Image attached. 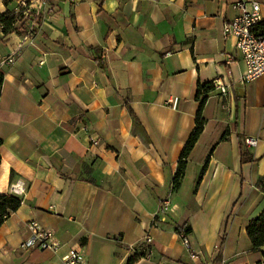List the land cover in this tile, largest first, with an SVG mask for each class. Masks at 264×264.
<instances>
[{
    "label": "crops",
    "instance_id": "crops-1",
    "mask_svg": "<svg viewBox=\"0 0 264 264\" xmlns=\"http://www.w3.org/2000/svg\"><path fill=\"white\" fill-rule=\"evenodd\" d=\"M234 1L52 0L33 35L0 30V193L22 199L0 226V264H51L71 247L77 264L141 252L134 264H264L247 233L264 209V75L241 78L223 30ZM17 6L0 0V12ZM218 77L229 91L207 93L204 131L173 190L198 84ZM30 221L54 231L59 252L23 246ZM185 222L196 259L176 228Z\"/></svg>",
    "mask_w": 264,
    "mask_h": 264
},
{
    "label": "built area",
    "instance_id": "built-area-1",
    "mask_svg": "<svg viewBox=\"0 0 264 264\" xmlns=\"http://www.w3.org/2000/svg\"><path fill=\"white\" fill-rule=\"evenodd\" d=\"M51 1L17 0L18 6L15 13L19 15L18 29L25 31L27 36L33 35L35 19L42 13L51 11L49 8ZM232 4L233 7L239 10V13L234 18L224 22V34L235 37L237 49L246 64V72L241 77L243 82L254 81L264 75V27H260V23L263 21L261 4L256 0H235ZM27 21L29 23L25 24ZM17 55L18 53L14 52L4 62L12 63ZM213 86L222 93L229 91V85L219 77L213 81ZM245 143L247 146H256L258 138L247 136ZM169 204L170 200L165 199L163 202L164 208H168ZM28 226L31 230V236L24 241V247L50 250L54 253L59 252L62 243L52 229L43 227L37 221H30ZM179 236L190 257L192 259L198 258L199 252L193 249L188 235L185 232H179ZM152 241L151 236L146 237V243L150 244ZM81 258L82 251L79 248L71 247L69 251L61 256L59 261L51 264H77L81 261Z\"/></svg>",
    "mask_w": 264,
    "mask_h": 264
},
{
    "label": "trees",
    "instance_id": "trees-1",
    "mask_svg": "<svg viewBox=\"0 0 264 264\" xmlns=\"http://www.w3.org/2000/svg\"><path fill=\"white\" fill-rule=\"evenodd\" d=\"M18 19H19V15L16 14L14 10L8 9L6 11L0 12V30H2V32L5 35H8L13 32H19V29L16 27ZM260 27L261 28L264 27V19L260 23ZM3 81H4V74L3 72L0 71V85L3 83ZM213 89L214 86L212 82L198 84L196 90V98L200 100V107L196 118V126L193 132L191 133L180 155L178 161V168L173 177V190H177L180 188L182 179L185 175L188 157L192 152L194 146L196 145L198 139L200 138L202 132L204 131L206 119L202 117V108L205 104L207 93ZM226 133L227 132L223 134L222 138L226 136ZM248 159L249 157L246 156L245 152H242V161H247ZM0 160H1V154H0ZM206 168L207 165L205 164L199 173L197 183L201 181ZM21 204H22L21 198L16 197L9 193H0V226L3 224V222L12 212L16 211L20 207ZM176 228L179 232H185V233L191 232V226H189L188 223L186 222L181 226L178 225ZM247 233L250 238L253 249H260L262 246H264V209L257 217L250 220L247 226ZM144 255L145 252L132 255L128 259L127 264H134L139 258H141Z\"/></svg>",
    "mask_w": 264,
    "mask_h": 264
}]
</instances>
